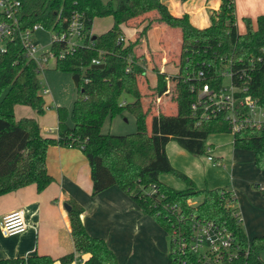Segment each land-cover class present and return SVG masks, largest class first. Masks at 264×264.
<instances>
[{
	"label": "trees",
	"instance_id": "16d2710c",
	"mask_svg": "<svg viewBox=\"0 0 264 264\" xmlns=\"http://www.w3.org/2000/svg\"><path fill=\"white\" fill-rule=\"evenodd\" d=\"M20 1L19 17L24 27L41 23L61 34L77 12L85 25V37L84 45L60 59L59 69L74 73L79 79L78 96L72 108L57 106V137L43 136L35 118L17 120L15 117L17 104L31 106L38 114L44 113L36 63L26 57L18 43L0 56V195L29 184L44 190L54 181L47 170L49 146L80 148L91 167L93 194L117 184L130 193L144 213L168 231L169 264H203L196 255L177 251V239H188L192 233L193 217L213 221L233 233L237 255L231 257L224 251L220 260L212 264H264L260 255L264 250V235L253 240L248 238L234 192L227 187L199 188L187 174L172 166L166 152L167 143L175 140L192 154L209 155L211 146L206 141L210 134L232 133L229 121L220 116L206 118L192 109L194 95L189 86L195 79L193 73L199 69L206 72V81L217 87L221 85L225 58L230 59L234 82L247 86V93L264 104V61L251 64V58L264 57V14L257 17L256 27L250 18H244L246 30L240 32L234 0H222L219 9L210 14V23L203 28L193 25L188 14H172L163 0ZM154 9L159 11L160 20L183 31L175 115L157 114L147 85L139 83L137 63L141 58L136 56L132 43L120 40L124 37L123 23ZM106 16L113 17V26L93 39L94 18ZM64 46V41H56L53 51L57 54ZM95 58L101 60L100 65L92 63ZM163 87V98H160L163 100L159 104L165 111L170 90L178 88L175 82ZM126 95L133 100L123 101ZM124 111L135 116L137 131L103 133L101 128L106 118ZM233 135L234 146L252 150L257 167L264 170V131L246 126ZM212 159L220 162L219 157L212 156ZM163 173L175 175L186 183V188L176 189L166 184L160 179ZM198 196L202 201L195 205L192 200ZM69 205L75 248L77 252L91 254L84 264H119L107 242L87 232L81 218L83 208L72 202ZM74 258L75 253L71 252L60 261L70 264ZM25 263L54 264V259L38 254L0 259V264Z\"/></svg>",
	"mask_w": 264,
	"mask_h": 264
},
{
	"label": "crops",
	"instance_id": "0c3cea01",
	"mask_svg": "<svg viewBox=\"0 0 264 264\" xmlns=\"http://www.w3.org/2000/svg\"><path fill=\"white\" fill-rule=\"evenodd\" d=\"M163 2L175 16L188 14L193 25L203 28L210 23V14L219 9L222 0H163ZM234 2L240 32L246 30L244 18L248 17L256 23L257 17L264 14V0ZM100 18H94L92 34L100 35L114 24L113 17L111 19L108 17L110 20L108 26H97L95 21ZM159 18V11L154 9L126 21L121 27L125 40L133 44L136 56L141 58L137 63L139 83L147 85L157 107V114L175 115L178 111L177 72L181 61L183 31L181 27L171 26ZM241 25L244 30L241 29ZM74 79L76 84L78 75L74 74ZM171 82H175L178 90H170V97L166 100L167 104L163 111L159 104V101L163 100H160L163 98L161 94L164 90L163 85L167 86ZM42 93L45 107L43 114H38L31 106L17 104L14 108L15 117L17 120L23 117L35 118L43 136L57 137L58 115L55 108L60 105L54 99L51 90L48 92L42 90ZM45 95L49 97L47 100ZM131 100L133 98L129 95L123 99ZM212 134L206 141L207 145L211 146L209 155L199 157L191 154L177 141H169L166 152L172 166L187 174L199 188L232 187L235 193L240 192L239 185L248 188L249 184L246 181L233 179L236 165L233 161L238 155L243 154L236 150L234 138L222 136L211 138ZM212 156L219 157L220 162H214ZM225 161L231 162L229 173ZM46 162L48 173L54 181L44 190L39 191L36 184H29L0 195V259L27 258L38 254L50 255L54 259V264H62L60 258L74 252L75 258L70 264H84L91 254L77 252L75 248L69 210L65 206L72 202L83 208L81 218L87 232L103 238L114 251L120 264H126L125 252L133 254L140 252L144 244V233H151L156 241H163L160 244L159 256L154 252L151 263L160 264L166 259L169 264L165 246L167 233L164 227L154 217L144 213L130 193L117 184L93 194L91 167L80 148L51 145L47 150ZM160 179L176 189L186 188V183L173 174L163 173ZM259 184H261L259 188L264 191V183ZM237 195L238 201L239 194ZM244 207L242 204L238 213L243 223L246 222L247 230H251L252 223L248 215H244L246 214ZM18 209L25 211L28 227L23 233L5 236L1 229V220L5 214Z\"/></svg>",
	"mask_w": 264,
	"mask_h": 264
},
{
	"label": "built area",
	"instance_id": "2783aa9c",
	"mask_svg": "<svg viewBox=\"0 0 264 264\" xmlns=\"http://www.w3.org/2000/svg\"><path fill=\"white\" fill-rule=\"evenodd\" d=\"M20 13V0H0V56L7 54L12 44L18 43L26 57L36 63L40 74L49 69V64L52 61L56 69H59L60 59L72 53L78 46L84 45L85 25L79 13L75 12L72 15L67 30L61 34L48 30L41 23L24 27L20 21ZM40 30L50 34L51 42L46 50H42L36 41V34ZM124 39V37H120V40ZM56 41L65 42V46L57 54L53 51V44ZM256 61L262 62L264 57L251 58V64ZM92 63L100 65L101 60L95 58ZM230 64L231 60L225 58L221 71V85L217 87L206 81V72L203 69L193 73L192 76L195 79L189 86L190 92L194 95L192 109L195 112H200L206 118L216 116L224 118L230 122L232 133L246 126L264 131V104L247 93V86L234 82ZM226 76H229L228 83L224 82ZM43 90L48 92L50 89L43 88ZM27 227L28 223L23 209L9 212L1 220V229L5 236L23 233ZM191 232L188 239H177V251L196 255L203 264L218 262L224 251H227L231 257L237 255L238 249L233 233L227 228L213 221L193 217Z\"/></svg>",
	"mask_w": 264,
	"mask_h": 264
},
{
	"label": "rangeland",
	"instance_id": "374dc122",
	"mask_svg": "<svg viewBox=\"0 0 264 264\" xmlns=\"http://www.w3.org/2000/svg\"><path fill=\"white\" fill-rule=\"evenodd\" d=\"M103 1L106 2L108 0H103ZM108 17L110 19L112 18L111 16L101 17L100 20L95 21L96 25L97 26L99 25L100 27L108 26V23L110 21ZM253 24L254 27H256V23L253 22ZM241 29L244 30L242 25H241ZM36 41L42 50L48 49L51 42L49 32L43 30L38 31L36 34ZM39 77L42 84V90L43 88H49L54 95V99L56 100L57 103H59L60 106H65L69 109L72 108L73 101L78 96V88L75 84L74 73L65 72L60 69H56L54 62L52 61L49 64V69H46L44 72L40 73ZM224 82L226 83L229 82V76H226L224 78ZM45 97L46 100L49 98L47 95H45ZM55 109L57 110V108ZM101 129L103 133H109V132L113 134L133 133L137 131V121L132 113L128 111H124L123 114H118L114 117L108 116L104 121ZM217 136H222L231 139L234 138V135L231 132L215 133L212 134L210 137L214 138ZM236 150L238 152L239 151L243 152V154L238 155L237 158L233 161V163L236 164L235 170H233V176H234L233 179L235 181L241 180V182L246 181L249 185L248 188L243 186L241 187L239 185L240 192H236V193L234 192V194L236 195V197L238 196L237 193L239 194L237 206L239 205L241 207L242 204H244L245 206L244 209L246 211L245 212L246 214L244 215L245 216L248 215L252 223V225L250 226L251 230H247L246 222L243 223L242 221V223L248 238L250 240H253L257 236L264 235V191H262L258 186L255 185L256 183H264V177H262V175L264 174V170L257 167L255 163V154L252 150L243 149V148H237ZM204 155L205 154H203V156ZM194 156L199 157L200 155L196 154ZM225 163L228 166V170H227L228 173L231 172V162L225 161ZM236 172H238L239 174H237ZM227 185L229 186L232 184H227ZM230 188L232 190V187ZM241 197H242V201H241ZM201 201L202 198L198 196L192 200V203L198 205L200 204ZM240 207H238V211ZM165 231L167 233L166 234L167 241L165 240L166 241L165 246L167 251L166 254L168 257L171 248V243H170V235L166 229ZM249 231L251 235L249 234ZM160 241L159 240L156 241L151 233H144L143 234L144 244L140 252L136 254H133V252L130 253L125 252L124 259L126 261V264H153L151 263L152 259L154 258L152 254L155 252L156 256H159L160 244L163 242ZM154 247L156 250H154ZM260 255L264 260V250L260 251ZM160 264H168V260L166 262L165 259V261L161 262Z\"/></svg>",
	"mask_w": 264,
	"mask_h": 264
},
{
	"label": "water",
	"instance_id": "95a60500",
	"mask_svg": "<svg viewBox=\"0 0 264 264\" xmlns=\"http://www.w3.org/2000/svg\"><path fill=\"white\" fill-rule=\"evenodd\" d=\"M96 36H97V35L94 34L93 39H95ZM101 66H102V65H101ZM76 84H77V86H78V81H76ZM65 206H66V208H67L68 210H70V206H69V205L66 204Z\"/></svg>",
	"mask_w": 264,
	"mask_h": 264
}]
</instances>
